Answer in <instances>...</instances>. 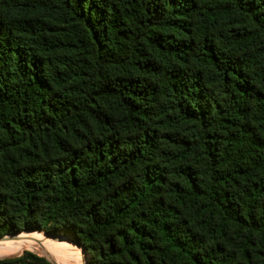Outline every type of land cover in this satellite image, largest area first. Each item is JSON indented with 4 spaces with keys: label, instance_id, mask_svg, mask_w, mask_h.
Masks as SVG:
<instances>
[{
    "label": "trees",
    "instance_id": "1",
    "mask_svg": "<svg viewBox=\"0 0 264 264\" xmlns=\"http://www.w3.org/2000/svg\"><path fill=\"white\" fill-rule=\"evenodd\" d=\"M35 231L264 264V0H0V239Z\"/></svg>",
    "mask_w": 264,
    "mask_h": 264
},
{
    "label": "bare ground",
    "instance_id": "2",
    "mask_svg": "<svg viewBox=\"0 0 264 264\" xmlns=\"http://www.w3.org/2000/svg\"><path fill=\"white\" fill-rule=\"evenodd\" d=\"M37 248L54 251L60 257L73 261L74 263L76 262V264H87L84 254L79 250L80 248L78 249L72 242L66 241L65 239H53L48 236H45L40 241L33 236H27L0 243V258L25 250H36Z\"/></svg>",
    "mask_w": 264,
    "mask_h": 264
},
{
    "label": "rangeland",
    "instance_id": "3",
    "mask_svg": "<svg viewBox=\"0 0 264 264\" xmlns=\"http://www.w3.org/2000/svg\"><path fill=\"white\" fill-rule=\"evenodd\" d=\"M21 234H23V233H21ZM24 234H27V233H24ZM27 236H33L34 238H37L39 241L43 240V238L45 236H48L50 238L52 237L53 239L58 238V239H63V240L65 239L66 241H70V239H68L67 237H65L62 234L53 235V234H47V233L42 232V231L41 232L35 231V232H32L31 234L24 235V236H19V237H14V238L8 237L4 240H1L0 243H3V242L8 241V240H16V239L24 238ZM74 246H76V245L74 244ZM77 248L79 249V247H77ZM79 250L82 252L81 249H79ZM25 252L35 254L39 257H43V258L47 259L48 261H51L55 264H76V262L74 263L73 261H69L68 259H64V258L60 257V255L54 251L45 250L43 248H37L36 250H34V249L33 250L32 249L31 250H25V251H21L20 253H13V254H10L6 257H1L0 259L20 256V255L24 254ZM83 254H84L85 260L88 264V262H89L88 256L85 253H83Z\"/></svg>",
    "mask_w": 264,
    "mask_h": 264
},
{
    "label": "water",
    "instance_id": "4",
    "mask_svg": "<svg viewBox=\"0 0 264 264\" xmlns=\"http://www.w3.org/2000/svg\"><path fill=\"white\" fill-rule=\"evenodd\" d=\"M23 233H32V232H23ZM19 234H21V233H19ZM19 234H14V235L5 236V237L1 238L0 241L6 239V238H8V237L17 236V235H19ZM70 241H71L73 244H75L77 247H79V248L82 250L83 253L86 254V252H85V250H84V248H83L82 246H80V245L74 243L72 240H70ZM20 256H21V255H20ZM16 257H19V256H16ZM9 258H12V257H9ZM3 259H7V258H3ZM88 259H89V257H88ZM0 260H2V259H0ZM49 262H51V261H49ZM51 263H52V264H55V263H53V262H51ZM88 264H89V262H88Z\"/></svg>",
    "mask_w": 264,
    "mask_h": 264
}]
</instances>
